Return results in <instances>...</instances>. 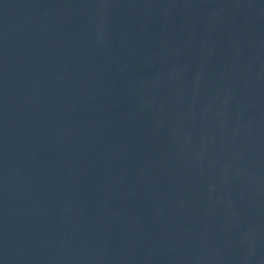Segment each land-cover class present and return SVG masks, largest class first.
Segmentation results:
<instances>
[{"label":"water","instance_id":"95a60500","mask_svg":"<svg viewBox=\"0 0 264 264\" xmlns=\"http://www.w3.org/2000/svg\"><path fill=\"white\" fill-rule=\"evenodd\" d=\"M36 0H0V264H31Z\"/></svg>","mask_w":264,"mask_h":264}]
</instances>
